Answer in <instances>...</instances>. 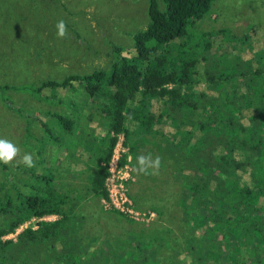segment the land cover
Listing matches in <instances>:
<instances>
[{
	"label": "trees",
	"instance_id": "obj_1",
	"mask_svg": "<svg viewBox=\"0 0 264 264\" xmlns=\"http://www.w3.org/2000/svg\"><path fill=\"white\" fill-rule=\"evenodd\" d=\"M214 1L161 0V9L156 0H146L145 29L131 35V47L112 48L108 70L29 88L54 106L64 102L58 91L76 94L80 88L107 107L108 154L89 180L97 200L107 198L104 179L119 136L126 153L118 165L129 158L130 167L132 145L148 144L147 137L165 140L151 148L168 164L156 175L137 174L136 182L131 168L134 180L128 183L134 207L154 213L151 228L134 230L128 224L135 222L117 211L108 220L100 205L71 213L70 204L80 196L74 197L55 170L46 171L42 158L34 160L36 167L19 164L13 172L0 165V264H264V46L255 40V28L240 37L224 28L208 31L199 44L187 38ZM201 86L205 89L196 90ZM77 112L42 111L36 119L44 135L42 145L34 146L38 157L45 142L59 143L52 122L67 133ZM135 115L138 132L128 139L125 124ZM152 115L167 132L154 131ZM188 156L201 181L199 192L184 176L181 158ZM141 193L147 209L140 207ZM46 216L57 219L23 229L15 241L2 239L29 219Z\"/></svg>",
	"mask_w": 264,
	"mask_h": 264
},
{
	"label": "rangeland",
	"instance_id": "obj_2",
	"mask_svg": "<svg viewBox=\"0 0 264 264\" xmlns=\"http://www.w3.org/2000/svg\"><path fill=\"white\" fill-rule=\"evenodd\" d=\"M156 1L162 9L161 0ZM146 7V0H0V87L11 85L15 88H26H0V138L12 141L20 149V154L7 166L8 169L13 172V168L19 165L18 162L25 153L33 154V160L42 158L46 162L50 152L54 151L53 145L46 142L43 148L39 147L40 157L34 149V146L42 145L40 140L44 136L36 121L38 116H42V111L62 114L66 112L64 114L69 115L73 109L85 108L81 116L76 113L79 119L73 127L79 132V137L84 136V133L78 130L79 126L85 128V133H89L86 129L89 128L90 122H93L95 117L97 119V116L105 115L107 107L102 103V99L96 96L88 98L80 88L76 94L66 90L58 91L57 96L64 101L60 106H54L45 100L42 102L40 96L29 92V88L44 81L59 82L69 75H86L96 70H108L113 60L112 48L131 47V35L145 29L148 23ZM60 20H64L67 26V35L62 39L56 36V24ZM222 28L238 37L244 34L247 28H255V40L262 44L260 46H264V0H215L205 17L189 28L187 38L193 40L194 44H199L205 32ZM249 55L245 53L243 57L248 58ZM198 69L201 71V66H198ZM204 89V86H201L196 90ZM42 93L46 95L50 94V91L45 89ZM205 101L198 105H204ZM152 117L154 131L162 130L163 121L154 115ZM107 119L111 126L110 119ZM136 120L135 115L125 124L128 139L131 136L133 139L138 132ZM26 124L28 130L25 128ZM53 125L51 126L54 128V135L60 139L65 132L58 129L55 122ZM163 132H167L164 127ZM119 139L122 141V137ZM147 140L148 144L138 142L134 146L131 143L135 150V158L130 159L131 162L136 161L139 155L151 154L153 159L159 156L155 148H151V144L159 145L160 141L165 140L159 137H147ZM80 145V141L75 137L72 147L78 149ZM147 149L152 151L148 153ZM81 155H73L72 158L79 159L68 167L81 164ZM56 157L59 158V155L52 157V161L57 160ZM181 159L186 165L185 178L195 182L196 192H199L201 181L195 176L197 169L194 162L191 157ZM161 164L166 166L168 161L161 159ZM42 166L46 171L47 168L50 169L46 167V163ZM53 169L57 171V167ZM132 175L136 182L137 173L133 168ZM20 189L24 191L21 186ZM75 208V202H72L69 206L71 213ZM104 214L106 218L115 220L112 212ZM55 219L43 221L51 222ZM76 221L80 220L77 218ZM38 223V220H34L19 232L26 228L36 230ZM16 236L8 239L15 241Z\"/></svg>",
	"mask_w": 264,
	"mask_h": 264
},
{
	"label": "crops",
	"instance_id": "obj_3",
	"mask_svg": "<svg viewBox=\"0 0 264 264\" xmlns=\"http://www.w3.org/2000/svg\"><path fill=\"white\" fill-rule=\"evenodd\" d=\"M90 109L93 110L92 108ZM84 110L85 108L83 107L78 108L77 114H80L81 116ZM78 119L79 117H77V122ZM107 121L108 119L106 115H101L99 117L97 116V119L95 117L94 121L90 122L89 128L86 129L89 131V133H85V128L82 129L81 126H79L78 130L84 133L83 137H79V132H76L74 128H72L67 133L62 134L59 139V143L52 144L54 147V151L50 152L51 155H49L48 161L45 162L46 167H49L52 172L53 170H55L53 169V167H57L56 175L61 176L59 177L61 182L74 193V197L76 195L80 196V198L75 201L76 208H80L81 206L86 204V207L88 205H93L97 209L100 205V200H97L93 197L95 190L93 189L92 184L89 182V180L92 176L93 171L96 169V166L102 165L108 154L106 150V144L103 142L107 132L111 129V126H109V123ZM51 125H53V122ZM75 137H77V139L81 143L80 148L78 149H74L72 147V141ZM56 154L59 155V158L56 157L57 160L52 161V157L56 156ZM80 154H82V163L77 164V166L71 165V168H69V164H72L79 159L78 158L76 160L75 158H72V156L76 155L79 157ZM131 163V168H133L136 165V161L134 160ZM140 177H143V175L140 174ZM132 191L133 188H131V193ZM70 196L72 197V194H70ZM137 198H140V207L145 208V205L143 204L144 198L142 197V193L141 196H137ZM86 214L88 215L87 212ZM48 218L57 219L56 216H49ZM87 218L90 219V215L87 216ZM108 220L114 221L112 219ZM153 221L154 220L149 223L135 222L128 225L134 228V230L135 227H139L141 230H144L146 232L148 231L147 229L151 228L150 226L152 225ZM131 238L132 236H128L127 240L132 241L133 238Z\"/></svg>",
	"mask_w": 264,
	"mask_h": 264
},
{
	"label": "built area",
	"instance_id": "obj_4",
	"mask_svg": "<svg viewBox=\"0 0 264 264\" xmlns=\"http://www.w3.org/2000/svg\"><path fill=\"white\" fill-rule=\"evenodd\" d=\"M119 138H121V136H119ZM119 138L108 162V175L104 179L107 198L100 199V206L106 212L117 211L136 223H149L155 219L154 213L137 210L128 196V183L133 181V178L131 177V167L128 164L129 158H127V163L121 166L118 165L119 158L122 154L126 153V148L122 146V141ZM48 217L49 216H46L41 219L31 218L20 225L14 233L3 238L8 239L16 236V234L22 228L27 227L30 222L34 220H38L39 222L49 219Z\"/></svg>",
	"mask_w": 264,
	"mask_h": 264
},
{
	"label": "clouds",
	"instance_id": "obj_5",
	"mask_svg": "<svg viewBox=\"0 0 264 264\" xmlns=\"http://www.w3.org/2000/svg\"><path fill=\"white\" fill-rule=\"evenodd\" d=\"M56 29L57 38L62 39L67 35V26L64 20L57 22ZM19 154L20 149L12 141L0 138V164L11 165ZM18 163L23 164L26 168L35 167L33 154L25 153ZM160 167L161 158L159 156L153 159L151 154L139 155L136 157V165L133 167V171L142 175H156Z\"/></svg>",
	"mask_w": 264,
	"mask_h": 264
}]
</instances>
